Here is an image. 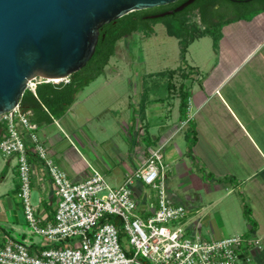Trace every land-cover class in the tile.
<instances>
[{
  "label": "crops",
  "instance_id": "crops-1",
  "mask_svg": "<svg viewBox=\"0 0 264 264\" xmlns=\"http://www.w3.org/2000/svg\"><path fill=\"white\" fill-rule=\"evenodd\" d=\"M220 33L216 47L212 40L205 51L200 47L196 65L186 61L196 72L185 81L190 92L185 121L179 119L177 98L175 115L170 114L171 104H165L160 112L167 113H160V123L151 128L148 114L158 103L142 107L139 90L131 98L127 91L112 86L113 80L123 76L113 71L102 77L101 85L95 86L99 76L79 91L61 117L37 124V134L72 182H81L97 171L117 188L141 166L150 149L163 145L168 169L178 158L174 149L167 148L168 143L192 122L196 138L190 150L188 129L183 137L199 176L213 190L220 186L237 193L236 201L226 202L215 212L210 238L251 234L260 240L261 248L248 253L254 264H264V12L249 21L226 24ZM205 38L208 36L199 41ZM141 137L146 138L141 141ZM29 161L31 203L41 225H46L54 221L57 195L41 162L32 153ZM16 167L15 157L0 156V248L14 240L24 242L34 254L46 243L30 232L25 221ZM135 189V199L143 210L147 192L138 184ZM167 200L180 204L175 196Z\"/></svg>",
  "mask_w": 264,
  "mask_h": 264
},
{
  "label": "built area",
  "instance_id": "built-area-1",
  "mask_svg": "<svg viewBox=\"0 0 264 264\" xmlns=\"http://www.w3.org/2000/svg\"><path fill=\"white\" fill-rule=\"evenodd\" d=\"M41 82L45 81L32 80L28 89L33 92ZM29 114L18 104L0 115V156L16 158L25 221L46 246L33 254L24 242L8 240L0 248V264H254L248 252L261 248L258 238L251 234L203 238L187 224L185 206L168 202L163 145L150 149L141 166L117 188L97 171L72 182L40 142ZM31 153L57 195L54 221L46 225H41L30 199ZM137 184L147 192L143 210L135 199ZM111 218H117L120 226ZM64 242L68 245L58 247Z\"/></svg>",
  "mask_w": 264,
  "mask_h": 264
},
{
  "label": "water",
  "instance_id": "water-1",
  "mask_svg": "<svg viewBox=\"0 0 264 264\" xmlns=\"http://www.w3.org/2000/svg\"><path fill=\"white\" fill-rule=\"evenodd\" d=\"M177 1L0 0V115L18 106L32 80L65 81L83 68L103 25ZM195 1L148 19L178 13Z\"/></svg>",
  "mask_w": 264,
  "mask_h": 264
},
{
  "label": "trees",
  "instance_id": "trees-1",
  "mask_svg": "<svg viewBox=\"0 0 264 264\" xmlns=\"http://www.w3.org/2000/svg\"><path fill=\"white\" fill-rule=\"evenodd\" d=\"M186 0H179L165 6L134 11L122 16L99 29L94 52L83 68L70 75L66 81L41 82L36 84L34 91L26 89L19 100V107L27 112L29 121L35 124L51 123L61 117L74 103L76 95L88 86L103 72L109 59L115 54L117 43L136 33L149 36L153 33V25L164 23L167 34L178 39L180 64L172 70L163 72L169 79V88L177 92L179 119L185 121L189 104L190 92L185 81L196 72L195 68L187 65L186 53L189 45L196 39L208 36L213 47L217 46L221 36V28L229 23L244 20L249 21L257 14L264 12V0H196L178 13L158 19H148L149 16L172 11ZM196 17L197 21H191ZM162 73V74H163ZM163 74V75H164ZM180 80L176 86L171 81L175 76ZM174 92V93H175ZM158 102L159 100H154ZM0 130H3L0 122ZM189 150L196 138L195 127L188 122ZM243 215L249 224H253L248 211ZM110 221L120 226L117 218ZM120 236H123L120 230ZM68 243H61L64 247Z\"/></svg>",
  "mask_w": 264,
  "mask_h": 264
},
{
  "label": "rangeland",
  "instance_id": "rangeland-1",
  "mask_svg": "<svg viewBox=\"0 0 264 264\" xmlns=\"http://www.w3.org/2000/svg\"><path fill=\"white\" fill-rule=\"evenodd\" d=\"M191 21L196 22V17L191 18ZM210 42L209 37L194 41L189 46L186 55L188 64L196 65L199 60V50L202 48L205 51ZM179 64L178 39L167 34L164 23H156L153 25L151 35L136 33L117 43L115 54L109 59L104 72L95 82V86L101 85L102 77L106 74L113 71L121 72L122 79L113 80L115 83L112 86L127 91L131 98L136 90H139V97L143 101L142 107L158 103L156 107L151 108L152 111L148 114L149 126L152 128L160 123V113H167L165 110L160 112V108L165 104L170 103V108L173 107L170 113L172 117L176 113L177 92L174 91V88L168 87L169 79L163 72L175 69ZM179 80L180 77L176 75L171 82L177 86ZM154 100L159 101L155 102ZM148 101L149 103H147ZM117 108L119 109V106ZM187 129L188 126L167 145V148L174 149L175 156L178 158L168 164L164 177V188L167 199L170 196H175L177 203L185 206L189 218L187 224L191 225L198 235L209 239L215 212L224 207L226 202L236 201L237 193H228L220 186L213 190L210 185L205 184V181L199 176L198 167L192 163L193 159H189L190 154L185 148L186 142L183 136ZM116 136L121 138L119 133ZM145 138L141 137L140 140L144 141ZM187 139L190 144V138ZM121 142L124 144L122 140ZM127 145L125 143L126 147H128ZM179 153L183 155L179 156ZM105 180L110 181L108 177H105Z\"/></svg>",
  "mask_w": 264,
  "mask_h": 264
}]
</instances>
